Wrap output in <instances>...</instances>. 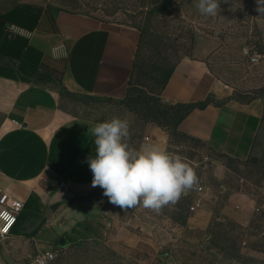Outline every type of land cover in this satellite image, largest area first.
Masks as SVG:
<instances>
[{"label": "crops", "instance_id": "1", "mask_svg": "<svg viewBox=\"0 0 264 264\" xmlns=\"http://www.w3.org/2000/svg\"><path fill=\"white\" fill-rule=\"evenodd\" d=\"M138 40L132 25L48 0H0V188L23 203L11 233L0 239V264L32 263L40 253L109 235L111 219L96 200L79 199L96 188L87 163L96 155L89 129L102 121L90 100L122 102ZM201 56L175 65L163 103L228 95ZM177 131L228 158L256 157L264 145V100L210 103L189 113ZM143 132L144 142L167 150V130L145 123ZM253 209L252 198L236 193L221 213L246 224ZM208 215L198 209L189 222L205 227Z\"/></svg>", "mask_w": 264, "mask_h": 264}, {"label": "rangeland", "instance_id": "2", "mask_svg": "<svg viewBox=\"0 0 264 264\" xmlns=\"http://www.w3.org/2000/svg\"><path fill=\"white\" fill-rule=\"evenodd\" d=\"M48 1L56 8L129 24L139 34L142 31L128 87L133 98H157L161 91L158 79L164 71L198 52L228 92L227 96H211L213 103L264 100V15L256 11V0H221L214 17L200 14L198 0H167L166 7L162 6L165 0ZM90 101L100 121L127 120L128 143L140 147L145 140L141 116L124 102ZM135 107L141 111L139 104ZM167 132V151L186 158L199 178L198 186L159 214L142 208L125 211L110 203L97 186L79 199L96 200L111 219L109 235L55 248L56 258L49 264H264V145L258 156L239 160L211 152L195 139ZM236 193L254 200L246 224L221 213L227 197ZM201 208L209 214L205 227L189 222Z\"/></svg>", "mask_w": 264, "mask_h": 264}, {"label": "clouds", "instance_id": "3", "mask_svg": "<svg viewBox=\"0 0 264 264\" xmlns=\"http://www.w3.org/2000/svg\"><path fill=\"white\" fill-rule=\"evenodd\" d=\"M220 3L221 0H198L196 8L201 15L214 17ZM256 4V11L264 15V0H256ZM89 131L94 136L96 152L87 160L93 174L91 185L102 188L113 205L125 211L142 208L159 214L198 186L199 178L186 158L152 142L132 147L128 143L127 120L113 117Z\"/></svg>", "mask_w": 264, "mask_h": 264}, {"label": "trees", "instance_id": "4", "mask_svg": "<svg viewBox=\"0 0 264 264\" xmlns=\"http://www.w3.org/2000/svg\"><path fill=\"white\" fill-rule=\"evenodd\" d=\"M163 6V4H162ZM164 7V6H163ZM142 38V31L139 34V41ZM260 53H263L261 49ZM178 63V62H177ZM170 66L167 70L164 71L162 77L158 79L160 83L161 91L157 98L146 95L145 97L133 98L129 90L122 102L126 103L127 107L130 110H133L137 115L145 121V123H153L165 130L172 132L173 134H179L177 128L181 121L193 110L205 108L210 103H213L211 97L208 96L205 100L199 102H190V103H176V104H165L161 101L160 95L161 92L168 82L175 65ZM134 66V64H133ZM133 71V70H132ZM132 75V74H131ZM252 100V99H251ZM140 105L141 111L137 110L135 105ZM183 136V135H182Z\"/></svg>", "mask_w": 264, "mask_h": 264}, {"label": "built area", "instance_id": "5", "mask_svg": "<svg viewBox=\"0 0 264 264\" xmlns=\"http://www.w3.org/2000/svg\"><path fill=\"white\" fill-rule=\"evenodd\" d=\"M251 60L255 61L256 58L252 57ZM59 187L66 190L69 188L68 184L63 181L59 183ZM201 190L202 188L199 187L198 191ZM196 205L199 206L200 202H197ZM22 209L23 203L20 200L0 188V239L9 236ZM49 253L52 254V258H49ZM56 254L55 250L40 253L33 258L32 264H49L55 260Z\"/></svg>", "mask_w": 264, "mask_h": 264}, {"label": "water", "instance_id": "6", "mask_svg": "<svg viewBox=\"0 0 264 264\" xmlns=\"http://www.w3.org/2000/svg\"><path fill=\"white\" fill-rule=\"evenodd\" d=\"M162 4H163V6H164V7H166V6L168 5V1H167V0H165V1H163V3H162Z\"/></svg>", "mask_w": 264, "mask_h": 264}]
</instances>
